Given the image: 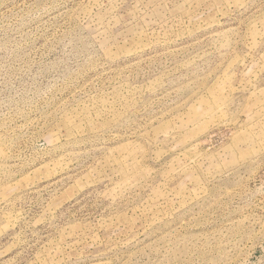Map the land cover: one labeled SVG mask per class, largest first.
<instances>
[{
	"label": "rangeland",
	"instance_id": "rangeland-1",
	"mask_svg": "<svg viewBox=\"0 0 264 264\" xmlns=\"http://www.w3.org/2000/svg\"><path fill=\"white\" fill-rule=\"evenodd\" d=\"M0 264H264V0H0Z\"/></svg>",
	"mask_w": 264,
	"mask_h": 264
}]
</instances>
